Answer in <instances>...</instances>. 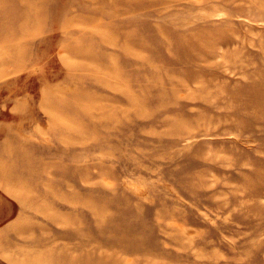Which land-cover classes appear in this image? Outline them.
I'll return each instance as SVG.
<instances>
[{
  "label": "rangeland",
  "instance_id": "obj_1",
  "mask_svg": "<svg viewBox=\"0 0 264 264\" xmlns=\"http://www.w3.org/2000/svg\"><path fill=\"white\" fill-rule=\"evenodd\" d=\"M0 264H264V0H0Z\"/></svg>",
  "mask_w": 264,
  "mask_h": 264
}]
</instances>
